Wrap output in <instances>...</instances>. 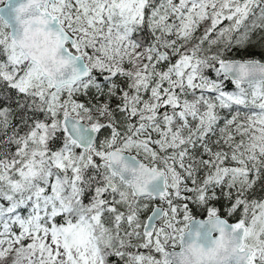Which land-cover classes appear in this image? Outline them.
I'll return each instance as SVG.
<instances>
[{
    "label": "snow or ice",
    "instance_id": "1",
    "mask_svg": "<svg viewBox=\"0 0 264 264\" xmlns=\"http://www.w3.org/2000/svg\"><path fill=\"white\" fill-rule=\"evenodd\" d=\"M0 264H264V0H0Z\"/></svg>",
    "mask_w": 264,
    "mask_h": 264
}]
</instances>
